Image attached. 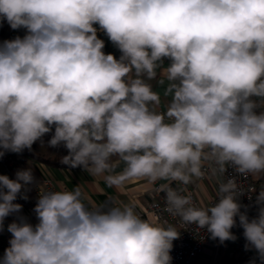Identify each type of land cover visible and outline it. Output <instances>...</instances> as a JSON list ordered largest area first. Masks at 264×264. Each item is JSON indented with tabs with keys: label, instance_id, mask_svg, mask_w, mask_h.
I'll list each match as a JSON object with an SVG mask.
<instances>
[{
	"label": "clouds",
	"instance_id": "1",
	"mask_svg": "<svg viewBox=\"0 0 264 264\" xmlns=\"http://www.w3.org/2000/svg\"><path fill=\"white\" fill-rule=\"evenodd\" d=\"M3 21L26 34L0 43V157L51 132L48 146L67 149L61 164L107 187L163 181L156 191L184 229L223 244L237 239L238 217L245 250L264 264V187L252 218L235 177L208 204L188 191L229 167L264 175V0H0ZM33 183L31 168L0 175V231ZM46 184L38 222L8 224L0 264H172L176 225L143 217L134 201H97L81 184Z\"/></svg>",
	"mask_w": 264,
	"mask_h": 264
},
{
	"label": "crops",
	"instance_id": "2",
	"mask_svg": "<svg viewBox=\"0 0 264 264\" xmlns=\"http://www.w3.org/2000/svg\"><path fill=\"white\" fill-rule=\"evenodd\" d=\"M25 34L26 29L24 28L13 30L6 21L0 22V35L3 37L19 36L22 38ZM165 64H167V61H165ZM151 83L155 90L161 92V108L163 109L164 105L167 103V100L163 98V89L158 86L155 81ZM51 135V132L46 134L42 138L43 144H41V141H37L33 144L31 150L25 149L22 153L11 152L13 163L8 167L0 164V174L15 179V174L18 170L31 168L33 176L39 185H43L46 179L51 181L52 188L63 186L70 189L75 185L81 184L84 190L97 201L118 197L125 202L134 201L136 205L142 207L147 204L154 185H150L146 181L130 182L124 188L117 190L107 187L102 179L89 176L82 168L78 167L73 169L68 166L48 165L33 157L32 154H44L48 156L67 155V149L64 148L63 145L56 148L48 146L47 142L51 138ZM219 181L220 179L218 176L211 179H204L203 181L188 185V189L193 191L198 204H208ZM160 183H163V181H158L156 184ZM257 183L258 195L261 188L264 187V175L257 179ZM172 186L177 187L176 184ZM27 188L30 189L29 186H27ZM21 194H25L23 189ZM26 195L28 196L26 204H21L17 200L15 201V203L22 205V210L20 213L12 214L5 219L4 228L0 231V234H11L7 231V226L17 220L18 217H25L32 224L38 222L36 214L33 211L38 198L31 189L26 192ZM259 207L260 205L257 204V210ZM234 234L237 236L235 241H225L223 244H221L218 239L213 240L209 237L208 243L197 257L195 264H231L233 261L249 264L253 259H256L257 264H260L255 249L245 250L246 243L243 246L240 245L241 239H245L243 230L241 233Z\"/></svg>",
	"mask_w": 264,
	"mask_h": 264
},
{
	"label": "built area",
	"instance_id": "3",
	"mask_svg": "<svg viewBox=\"0 0 264 264\" xmlns=\"http://www.w3.org/2000/svg\"><path fill=\"white\" fill-rule=\"evenodd\" d=\"M16 37H3L0 35V43L5 40H11ZM13 163V156L11 152H6L0 157V164L8 167ZM1 175V174H0ZM220 181L235 177L237 183L242 186L243 194L239 196V202L242 205L241 211H247L249 218L255 217L258 213L257 210V179L251 175L245 177L234 171L231 167L228 168L224 176H218ZM46 187L52 188L51 181L46 179ZM44 181V183H45ZM219 181V182H220ZM218 182V183H219ZM43 183V184H44ZM33 193L38 198L39 184L36 182L32 185H28ZM159 184L154 185L151 197L145 206H138L137 211L145 218L159 223H172L181 230L180 238L173 241V248L171 251L172 264H195V261L199 254L203 251L205 245L208 243L210 234L206 230L196 231L194 226H189L187 229L180 224L178 217H173L166 211V205L164 201V193L156 191ZM217 186L215 187L213 194L210 198V202L214 201L217 193ZM192 194L193 200L197 202L192 190L188 189ZM22 195V194H21ZM17 201L21 204H26V200L18 196ZM246 206V207H245ZM243 229L239 226V219L237 217V226L232 229L233 233H241ZM11 234H0V254L3 256L4 250L9 247V240ZM246 243L245 239H241L240 245L243 246ZM231 264H242L240 261H233Z\"/></svg>",
	"mask_w": 264,
	"mask_h": 264
},
{
	"label": "trees",
	"instance_id": "4",
	"mask_svg": "<svg viewBox=\"0 0 264 264\" xmlns=\"http://www.w3.org/2000/svg\"><path fill=\"white\" fill-rule=\"evenodd\" d=\"M98 28V25L96 26ZM98 38L102 39L105 43V47L103 51L106 54H113L117 58L121 55L120 51L112 44V42L108 39L107 35L103 31L97 32ZM33 157L43 161L45 164L53 165V166H66L60 163V156L54 155V156H46L44 154H32ZM0 257L2 255L0 254Z\"/></svg>",
	"mask_w": 264,
	"mask_h": 264
},
{
	"label": "rangeland",
	"instance_id": "5",
	"mask_svg": "<svg viewBox=\"0 0 264 264\" xmlns=\"http://www.w3.org/2000/svg\"><path fill=\"white\" fill-rule=\"evenodd\" d=\"M46 156H48V155H46ZM62 156H64V155H61L60 158H61Z\"/></svg>",
	"mask_w": 264,
	"mask_h": 264
}]
</instances>
